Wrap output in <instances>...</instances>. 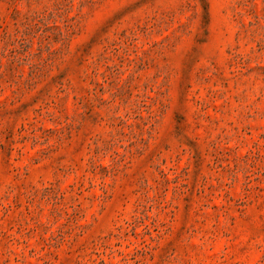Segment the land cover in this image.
<instances>
[{
  "label": "rangeland",
  "instance_id": "obj_1",
  "mask_svg": "<svg viewBox=\"0 0 264 264\" xmlns=\"http://www.w3.org/2000/svg\"><path fill=\"white\" fill-rule=\"evenodd\" d=\"M0 264H264V0H0Z\"/></svg>",
  "mask_w": 264,
  "mask_h": 264
}]
</instances>
